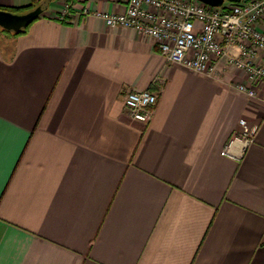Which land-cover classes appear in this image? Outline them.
<instances>
[{"label": "crops", "instance_id": "1", "mask_svg": "<svg viewBox=\"0 0 264 264\" xmlns=\"http://www.w3.org/2000/svg\"><path fill=\"white\" fill-rule=\"evenodd\" d=\"M33 1L24 33L0 29V264H264V89L81 11L125 0H75L65 20L64 0L0 7ZM144 89L148 121L124 104Z\"/></svg>", "mask_w": 264, "mask_h": 264}, {"label": "built area", "instance_id": "2", "mask_svg": "<svg viewBox=\"0 0 264 264\" xmlns=\"http://www.w3.org/2000/svg\"><path fill=\"white\" fill-rule=\"evenodd\" d=\"M75 0H64L56 16L65 20L71 15ZM123 12H114L102 4L84 14L100 17L107 26L130 27L153 39L172 64L197 73L212 75L219 65L234 67L245 75L236 88L249 97L264 89V0L225 1L211 6L199 0H125ZM155 95L148 89L124 94L128 113L148 121ZM236 137L248 144L254 140L257 126L245 118L239 120ZM227 153V150H223Z\"/></svg>", "mask_w": 264, "mask_h": 264}, {"label": "water", "instance_id": "3", "mask_svg": "<svg viewBox=\"0 0 264 264\" xmlns=\"http://www.w3.org/2000/svg\"><path fill=\"white\" fill-rule=\"evenodd\" d=\"M211 6H221L227 0H199ZM239 2L241 0H228ZM44 11L42 5L29 9L25 12L16 13L5 9H0V27L18 32L27 27L33 20L36 19Z\"/></svg>", "mask_w": 264, "mask_h": 264}, {"label": "trees", "instance_id": "4", "mask_svg": "<svg viewBox=\"0 0 264 264\" xmlns=\"http://www.w3.org/2000/svg\"><path fill=\"white\" fill-rule=\"evenodd\" d=\"M38 4H39V3H37L36 1H33L30 5H28V6H26V7H22V8L0 7V9L9 10V11L16 12V13H21V12H25V11H27V10H29V9H32V8L36 7ZM38 17H39V16H38ZM38 17H36V19H37ZM32 22H33V21H32ZM30 24H31V23H30ZM30 24H29V25H30ZM29 25H28L27 27L21 29V30L18 31V32L10 31V30L4 29V28H2V27H0V29L3 30V31L9 32V33L21 34V33H24V32L28 29Z\"/></svg>", "mask_w": 264, "mask_h": 264}]
</instances>
